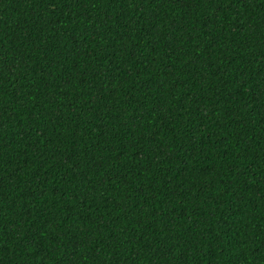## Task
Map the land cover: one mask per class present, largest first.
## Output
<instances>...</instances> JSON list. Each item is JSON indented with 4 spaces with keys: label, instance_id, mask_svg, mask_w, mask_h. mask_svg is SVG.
I'll return each instance as SVG.
<instances>
[{
    "label": "trees",
    "instance_id": "1",
    "mask_svg": "<svg viewBox=\"0 0 264 264\" xmlns=\"http://www.w3.org/2000/svg\"><path fill=\"white\" fill-rule=\"evenodd\" d=\"M0 264H264V0H0Z\"/></svg>",
    "mask_w": 264,
    "mask_h": 264
}]
</instances>
